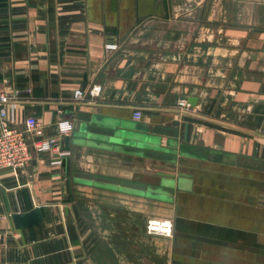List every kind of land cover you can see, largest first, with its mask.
I'll use <instances>...</instances> for the list:
<instances>
[{"label": "crops", "instance_id": "crops-1", "mask_svg": "<svg viewBox=\"0 0 264 264\" xmlns=\"http://www.w3.org/2000/svg\"><path fill=\"white\" fill-rule=\"evenodd\" d=\"M12 2L0 94L21 128L74 131L59 168L33 154L0 173V264H264V0ZM121 127L163 151L110 143ZM154 218L171 237L146 233Z\"/></svg>", "mask_w": 264, "mask_h": 264}, {"label": "built area", "instance_id": "built-area-1", "mask_svg": "<svg viewBox=\"0 0 264 264\" xmlns=\"http://www.w3.org/2000/svg\"><path fill=\"white\" fill-rule=\"evenodd\" d=\"M14 4L12 0L0 1V13H4L0 15V35L8 34L7 29L11 30L15 23ZM116 49H118L117 45L110 42L104 46L105 52ZM100 92V85L94 84L85 92L75 90L73 99L78 102L94 99ZM8 100L7 96L0 94V173L24 169L31 162L33 154H50L52 156L50 167L59 168L63 160L70 155L68 150L62 148L61 142L74 131L73 123L60 119L56 124V134L47 136L43 124L37 118L29 116L22 120L21 128L14 108L8 107ZM177 107L183 112L189 110V104L185 100H179ZM133 116L134 119L139 120L141 113L137 111ZM145 231L148 235L169 238L173 232V224L167 219H150L146 223Z\"/></svg>", "mask_w": 264, "mask_h": 264}, {"label": "water", "instance_id": "water-1", "mask_svg": "<svg viewBox=\"0 0 264 264\" xmlns=\"http://www.w3.org/2000/svg\"><path fill=\"white\" fill-rule=\"evenodd\" d=\"M193 104V101H189ZM83 134L86 137H89V131L81 130L78 135ZM66 140H68L66 138ZM108 141L117 145H126L134 147L136 149H151L153 151L161 152L163 151L158 147L156 138L148 136L146 134H141L135 128L125 130L123 127L117 129L116 131L111 132L108 135ZM164 151H166L164 149ZM13 224L16 229L28 228L41 220V214L38 209H33L26 213L14 214L12 216Z\"/></svg>", "mask_w": 264, "mask_h": 264}, {"label": "trees", "instance_id": "trees-1", "mask_svg": "<svg viewBox=\"0 0 264 264\" xmlns=\"http://www.w3.org/2000/svg\"><path fill=\"white\" fill-rule=\"evenodd\" d=\"M1 6H3V5H1Z\"/></svg>", "mask_w": 264, "mask_h": 264}, {"label": "rangeland", "instance_id": "rangeland-1", "mask_svg": "<svg viewBox=\"0 0 264 264\" xmlns=\"http://www.w3.org/2000/svg\"><path fill=\"white\" fill-rule=\"evenodd\" d=\"M155 219V218H154Z\"/></svg>", "mask_w": 264, "mask_h": 264}]
</instances>
